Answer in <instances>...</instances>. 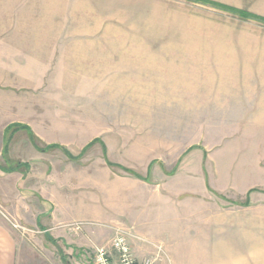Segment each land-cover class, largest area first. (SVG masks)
<instances>
[{"label": "rangeland", "instance_id": "1", "mask_svg": "<svg viewBox=\"0 0 264 264\" xmlns=\"http://www.w3.org/2000/svg\"><path fill=\"white\" fill-rule=\"evenodd\" d=\"M215 2H202L203 19L196 18L192 4L53 7L57 16L90 21L68 25V30L107 36L108 65L103 73H50L42 79L35 100L37 119L27 113L31 117H25L34 132L28 127L39 148L58 144L67 151L36 148L40 152L33 157L28 135L26 153L18 150L15 139V148L0 162L5 159L11 167L28 164L18 175L34 181L56 177L72 183L67 185L74 189L70 193L89 198L91 216L58 222L48 215L36 218L33 209L25 223L11 217L19 224L12 227L17 264H91L93 248L108 245L116 228L143 239H131L139 258L153 251V242L162 245L170 264H264V196H257L264 192L261 90H254L259 95L249 99L251 91L243 84L252 74L230 73L227 66H217L214 72L204 66L202 79L193 71H163L166 49L195 46V41L180 40L182 33L226 38L234 19L237 32L244 31L245 19L264 24L243 9ZM138 56L140 68L153 71H134L132 61ZM94 138L100 142L77 160L68 159V153L77 156ZM105 146L109 162L148 179L108 165ZM194 193L204 200L194 199ZM256 197L263 201L253 200ZM219 210L221 216L215 219ZM216 220L220 225L213 223Z\"/></svg>", "mask_w": 264, "mask_h": 264}, {"label": "crops", "instance_id": "2", "mask_svg": "<svg viewBox=\"0 0 264 264\" xmlns=\"http://www.w3.org/2000/svg\"><path fill=\"white\" fill-rule=\"evenodd\" d=\"M213 1L227 4L235 9H243L264 18V0ZM58 4H64L63 9L65 10L68 7L74 10L75 4H159L161 6L163 4H192V11H198L195 12L196 18H204V6L198 0H0L1 158L9 155L10 148H15L14 141L18 138L17 145L21 147L18 150L26 153L28 134L24 129H17L8 137L6 136L9 131H12L9 126L18 124L29 126L34 132L33 125L27 123L25 117H31L26 113L32 115L33 118L37 116L39 109L35 100L46 74L92 71L103 73L105 71L103 66L108 65L107 50L104 48L108 40L107 36L100 33H77L75 27L68 30V25H84L90 21H86L85 17L77 19L75 15L72 17L57 16L60 13L54 11L53 7ZM152 8L156 9V6ZM235 20L231 27L229 26L230 30L226 38L225 34L219 33H182L180 40L195 41L196 44L193 47L182 44L180 48L166 49L164 59L166 64L163 71L172 74L178 73L179 70L193 71L196 72L197 77L201 78L200 74L205 71L204 66L207 67V71L212 72L216 71L214 68L217 66H227L226 71L230 73L252 74L249 79H245L243 84L244 89L251 91L248 94L249 99L255 98L260 90V96L264 98V24L253 19H245L243 20L244 31L237 32ZM225 40L228 41L226 46L218 42ZM97 43H99V49H97ZM132 64L136 72L153 71L149 68L148 70L140 68V56L134 58ZM182 80H187V77L182 76ZM254 90H259V92L255 93ZM23 132L24 135L21 134ZM31 149L33 157H37L36 154L40 151H37L33 145ZM186 150L187 148L183 152ZM103 157L105 158L104 155ZM105 160L109 161L108 157ZM3 161L4 164L0 162L1 166L11 167L5 164L7 162L5 159ZM153 163L154 159L150 160L147 165L149 174L150 165ZM116 164L121 165L119 162ZM1 166L0 210L4 209L2 213L0 212V264H17L19 251L16 231L3 216L17 217L23 223L28 221L33 209L37 210L36 218L48 215L58 222L91 216L89 198L86 200L80 194L77 196L70 193L74 189L67 185H72V183L63 182L56 177L46 180L40 178L34 181L22 174L19 176L18 173L21 171L5 173ZM175 174L176 171L169 173V178L172 179ZM192 195L196 200H204L199 194ZM206 195L209 196L207 192ZM257 196H264V192L260 191ZM257 198L253 200L263 201ZM253 200L249 201L254 202ZM45 205H49V212ZM220 213L219 210L215 219L220 218ZM213 223L220 225L218 220ZM43 230L48 232V229ZM203 263L210 264L205 261Z\"/></svg>", "mask_w": 264, "mask_h": 264}, {"label": "built area", "instance_id": "3", "mask_svg": "<svg viewBox=\"0 0 264 264\" xmlns=\"http://www.w3.org/2000/svg\"><path fill=\"white\" fill-rule=\"evenodd\" d=\"M4 217L11 222L13 227H19L17 222L15 223V221L8 218V216ZM132 238L134 240L143 241V239L139 238L135 233H131L129 230L116 228L108 245L95 246L93 248L91 264H161L164 259H167L162 245L154 244L153 242H149L153 251L139 258L135 252H133ZM167 260V264H170L169 259Z\"/></svg>", "mask_w": 264, "mask_h": 264}, {"label": "trees", "instance_id": "4", "mask_svg": "<svg viewBox=\"0 0 264 264\" xmlns=\"http://www.w3.org/2000/svg\"><path fill=\"white\" fill-rule=\"evenodd\" d=\"M198 1H202V2H204V0H198ZM214 4H218V3H214ZM247 15V14H246ZM256 18H258V19H261V20H263L264 21V18H261V17H257V16H255ZM10 127H11V130H12V132L14 133L17 129H24L26 132H27V134L29 135V137H30V139H31V141L33 142V145L35 146V148H37L38 150H40V151H46V150H49V149H56V148H60L61 150H63V152L66 150V148L64 147V146H60V145H58V144H50V145H48V146H45V148L44 149H42V148H39V146L36 144V139H35V137H34V134H33V132L31 131V129L27 126V125H23V124H18V125H12V126H9V129H10ZM95 142H100V140L98 139V138H94V139H92L87 145H85L84 147H83V149L81 150V152L76 156H74V155H71V154H69L68 153V158L69 159H72V160H77L79 157H81L84 153H85V151L91 146V145H93ZM67 151V150H66ZM106 153H105V147H103V155L104 156H106L105 155ZM105 159H106V157H105ZM106 162H107V164L108 165H110V166H112V167H117V168H119V169H122L123 171H125V172H127V173H129V174H131V175H133V176H135L136 178H140V179H143V180H147V178L146 177H142L139 173H137L136 171H134V170H132V169H130V168H126V167H124V166H122V165H119V164H116V163H112V162H109V161H107L106 160ZM28 164H24V163H18L16 166H14V167H2L1 165V169H2V171L3 172H5V173H9V172H12V171H23V170H25V171H27L29 168H28V166H27ZM23 167H25V169H22Z\"/></svg>", "mask_w": 264, "mask_h": 264}]
</instances>
